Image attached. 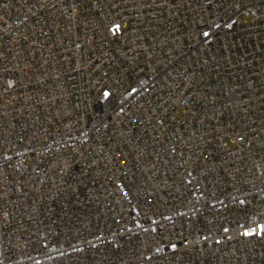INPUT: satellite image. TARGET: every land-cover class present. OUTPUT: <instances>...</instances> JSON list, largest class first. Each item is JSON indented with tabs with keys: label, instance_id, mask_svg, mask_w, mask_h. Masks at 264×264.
Masks as SVG:
<instances>
[{
	"label": "built area",
	"instance_id": "obj_1",
	"mask_svg": "<svg viewBox=\"0 0 264 264\" xmlns=\"http://www.w3.org/2000/svg\"><path fill=\"white\" fill-rule=\"evenodd\" d=\"M0 264H264V0H0Z\"/></svg>",
	"mask_w": 264,
	"mask_h": 264
}]
</instances>
